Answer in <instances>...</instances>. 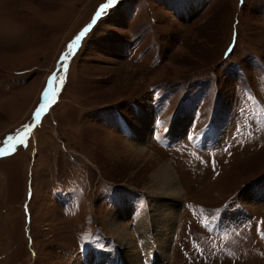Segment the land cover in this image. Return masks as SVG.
<instances>
[{"label":"rangeland","instance_id":"1","mask_svg":"<svg viewBox=\"0 0 264 264\" xmlns=\"http://www.w3.org/2000/svg\"><path fill=\"white\" fill-rule=\"evenodd\" d=\"M130 240L133 264H264V0H0V264Z\"/></svg>","mask_w":264,"mask_h":264},{"label":"bare ground","instance_id":"2","mask_svg":"<svg viewBox=\"0 0 264 264\" xmlns=\"http://www.w3.org/2000/svg\"><path fill=\"white\" fill-rule=\"evenodd\" d=\"M198 3V2H197ZM201 5V4H200ZM195 10H197V6H194V8L193 9H191L190 10V12L192 13V12H194ZM197 12V11H196ZM46 107V106H45ZM157 111H155V112H152L151 114H148L147 116H145V115H141L140 116V119L137 121V123H136V125L133 123L132 124V129H131V133H132V137H134V138H136V139H139V138H141L142 139V137L144 136V135H146V140H149V139H151L150 137L153 135V130H152V124H153V118H154V115L155 114H157L156 113ZM41 113H42V111H41ZM178 124H177V126H176V129L174 130V131H172V136H173V140H176V138L178 137V136H180L181 134H182V132L181 131H179V130H177L178 128H179V126L181 125V124H179V122H177ZM175 128V127H174ZM153 129H155V128H153ZM151 135V136H150ZM154 136V135H153ZM137 137H139V138H137ZM158 137V136H157ZM154 141V140H153ZM166 168V170H163V172H164V175L162 176V181L160 180V186H159V190H160V194H161V192L163 191L164 192V194H168V191H171L173 188H174V186L176 185L175 183H172L171 182V179L170 178H172V176L169 174V171H171L169 168H167V167H165ZM170 194V193H169ZM175 194V193H174ZM177 194V196H178V193H176ZM159 209H160V207H159ZM162 209V208H161ZM128 210V209H127ZM156 211H159V210H156ZM160 212H161V210H160ZM157 215V214H156ZM158 216H160V214H158ZM164 216V214L162 215V217ZM173 220H174V218L173 219H171V221H168V222H166V220H164L163 222H164V224H163V222H161V223H157V225L156 226H162V227H160V232H161V230L163 229V230H165L167 227L169 228V227H171V223H173ZM142 222V219H140L139 218V222ZM138 222V223H139ZM219 225V224H218ZM154 241V240H153ZM155 244V243H154ZM123 245V244H122ZM124 247H125V250H124V257H123V259H124V264H133V261H138L139 260V256L137 255V251H135V250H137L136 248H135V245H134V242H132L131 240L128 242V243H126V244H124ZM146 247H147V245H146ZM157 248V247H156ZM127 251V252H126ZM107 255H108V253H106ZM164 254V253H163ZM101 255V254H100ZM165 255V254H164ZM163 258H165V256H162ZM110 259V256H108L107 257V259H105L106 261H109V263L110 264H113V263H111V261L109 260ZM104 260V258H102V257H100L99 255L97 256V258H95V259H93V260H89L88 261V263L89 264H107L106 263V261ZM122 260V259H121ZM121 260H120V258H119V260H118V262L116 263V264H123V263H120L121 262ZM146 262H147V264H149V261H148V259H146ZM169 262V260L168 261H166L165 259H164V261H163V263L162 264H167ZM136 264V263H135Z\"/></svg>","mask_w":264,"mask_h":264},{"label":"snow or ice","instance_id":"3","mask_svg":"<svg viewBox=\"0 0 264 264\" xmlns=\"http://www.w3.org/2000/svg\"><path fill=\"white\" fill-rule=\"evenodd\" d=\"M84 35V33L82 32L79 36L76 37V40L73 42V44L77 43L81 37ZM47 94V93H46ZM37 115V114H36Z\"/></svg>","mask_w":264,"mask_h":264}]
</instances>
